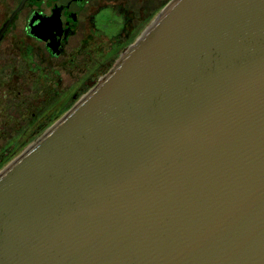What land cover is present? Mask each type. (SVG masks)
I'll return each mask as SVG.
<instances>
[{
	"label": "water",
	"instance_id": "1",
	"mask_svg": "<svg viewBox=\"0 0 264 264\" xmlns=\"http://www.w3.org/2000/svg\"><path fill=\"white\" fill-rule=\"evenodd\" d=\"M90 87L0 158V264H264V0H173Z\"/></svg>",
	"mask_w": 264,
	"mask_h": 264
},
{
	"label": "flooded vegetation",
	"instance_id": "2",
	"mask_svg": "<svg viewBox=\"0 0 264 264\" xmlns=\"http://www.w3.org/2000/svg\"><path fill=\"white\" fill-rule=\"evenodd\" d=\"M171 1L0 0V29L22 3L0 39V88H6L5 96V92L19 96V81L40 79V66L66 63L75 67L77 58L86 57L90 62L78 78L90 90ZM26 89L27 94L40 93L32 82ZM8 110L19 114V103L0 105V113ZM8 117L14 119L11 113ZM4 134L1 127L0 143L7 138Z\"/></svg>",
	"mask_w": 264,
	"mask_h": 264
},
{
	"label": "rangeland",
	"instance_id": "3",
	"mask_svg": "<svg viewBox=\"0 0 264 264\" xmlns=\"http://www.w3.org/2000/svg\"><path fill=\"white\" fill-rule=\"evenodd\" d=\"M107 39V38H105ZM100 49V48H99ZM103 50V49H101ZM106 48H104V51ZM84 62V63H83ZM90 62V59L86 57L77 58L76 60V69L73 65L64 64H55V65H42L40 69L43 75L40 76V79L37 84V88L39 90V94L42 92H50V98H56V101H53L50 107L47 109L45 113L38 116V109L30 108L27 118L22 117L19 113H13L10 110L7 112L0 113V128L2 127L3 133L7 138H4L0 143V156H2L10 147H12L22 136L27 133L33 126H35L41 119H43L48 113H50L59 103H61L66 97H68L73 91H75L80 85H82L85 80H81L80 73L84 67H87L86 64ZM86 63V64H85ZM30 67V66H29ZM80 68V70H78ZM6 88H0V99L1 96L4 95V90ZM42 95V94H41ZM5 97V96H3ZM5 99V98H4ZM4 101V100H2ZM1 103H4L2 102ZM27 104L30 101H25ZM30 107V106H29ZM20 110V108H19ZM13 114L14 119H7L6 114ZM5 114V117H4ZM19 115V116H18ZM10 116V115H9ZM38 116V117H37ZM19 118V119H18ZM36 118V119H34ZM17 120V121H15ZM35 121V123L32 122ZM21 131H25L22 135L19 136V139L14 138L15 133H20ZM13 140L16 142L14 143Z\"/></svg>",
	"mask_w": 264,
	"mask_h": 264
},
{
	"label": "trees",
	"instance_id": "4",
	"mask_svg": "<svg viewBox=\"0 0 264 264\" xmlns=\"http://www.w3.org/2000/svg\"><path fill=\"white\" fill-rule=\"evenodd\" d=\"M28 78H25L24 81H19V96L16 95L15 93H11V92H5L6 96L2 97V99H0V105H4V106H8L9 104H15V103H19V113L21 114L22 117H25L27 118V115L29 113V110L30 108H37L38 109V116L42 115L43 113H45L47 111V109L50 107V105L52 104L53 101H56V98L54 99H49L50 98V92H42L41 94H37V93H34V94H27V85L32 82L34 84V88L37 86L38 84V77L34 80H28ZM15 86V84H14ZM5 98V99H4ZM4 100L3 102L4 103H1V101ZM28 100L30 101V103H26L25 101ZM30 106V107H29ZM71 107V106H70ZM69 107V108H70ZM68 108V109H69ZM67 109V110H68ZM37 116V117H38ZM36 119V118H34ZM37 120V119H36ZM33 123H35L34 120H32ZM23 133H25V131H21L19 133V136L22 135ZM25 137H22V138H29V136L25 134H23ZM36 139L37 136H34V135H31L30 138H33Z\"/></svg>",
	"mask_w": 264,
	"mask_h": 264
}]
</instances>
